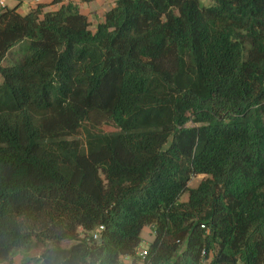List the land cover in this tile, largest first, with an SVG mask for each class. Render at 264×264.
<instances>
[{
  "label": "trees",
  "instance_id": "trees-1",
  "mask_svg": "<svg viewBox=\"0 0 264 264\" xmlns=\"http://www.w3.org/2000/svg\"><path fill=\"white\" fill-rule=\"evenodd\" d=\"M55 2L0 11V264H131L146 227V264H264V0Z\"/></svg>",
  "mask_w": 264,
  "mask_h": 264
},
{
  "label": "rangeland",
  "instance_id": "rangeland-1",
  "mask_svg": "<svg viewBox=\"0 0 264 264\" xmlns=\"http://www.w3.org/2000/svg\"><path fill=\"white\" fill-rule=\"evenodd\" d=\"M36 0H8V7L14 8L19 4V11L22 12V14H27L30 11L31 6L35 4ZM208 2V1H207ZM68 4V3H66ZM115 4V0H92L90 3L87 4V16L90 17L91 21V28L94 29L97 24L101 21H103L102 16L104 15L105 11ZM63 5V4H62ZM62 5H58L57 7H61ZM51 8H47L46 10H49ZM19 60V55L16 52V49L14 48L10 54L7 55V57L3 60L2 65L8 66L16 61ZM1 80V76H0ZM89 128L95 131H101V132H107L115 130L113 124L110 123H104L101 126H96L92 123L89 124ZM203 178V175H199L190 182V186L194 187L196 186L199 181ZM187 198V196H184V199ZM142 238L143 241L140 244V247H147L150 245V243L154 240L155 235L153 233V230L149 227H146L142 232ZM71 244V242L67 243L66 245ZM43 249L41 245L37 243H33L28 250L20 249L16 252V254L10 259L11 261H8L10 264H45L41 258L40 255L42 253Z\"/></svg>",
  "mask_w": 264,
  "mask_h": 264
},
{
  "label": "built area",
  "instance_id": "built-area-1",
  "mask_svg": "<svg viewBox=\"0 0 264 264\" xmlns=\"http://www.w3.org/2000/svg\"><path fill=\"white\" fill-rule=\"evenodd\" d=\"M44 0H36L35 4L42 3ZM54 1V0H53ZM71 2V0H57L56 5H62ZM8 0H0V11L6 9ZM103 225L99 226L98 229L92 232L93 238L98 240L101 235V231L104 230ZM149 255V245L147 247H139L135 253V260L133 261L130 257H124L126 262L130 261L131 264H146L147 257Z\"/></svg>",
  "mask_w": 264,
  "mask_h": 264
},
{
  "label": "crops",
  "instance_id": "crops-1",
  "mask_svg": "<svg viewBox=\"0 0 264 264\" xmlns=\"http://www.w3.org/2000/svg\"><path fill=\"white\" fill-rule=\"evenodd\" d=\"M92 1V0H91ZM51 2H53V0H44L42 3H51ZM71 2L72 3H75L76 5H78L79 6V9H80V11L82 12V13H84V14H86L87 13V4L88 3H90V1H85V0H71ZM35 5V4H34ZM58 5H56L55 3L54 4H51V5H49L47 8H51V9H49V10H52V9H58V8H60V7H57ZM113 6H114V4H113ZM113 6H110L106 11H105V13L107 12V11H109ZM46 8V9H47ZM19 11V10H18ZM20 12V11H19ZM20 13H22V12H20ZM105 13H104V15H105ZM87 15V14H86ZM104 15L102 16V19L104 20ZM90 18V17H89ZM149 229H150V227H149Z\"/></svg>",
  "mask_w": 264,
  "mask_h": 264
}]
</instances>
